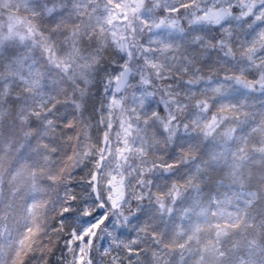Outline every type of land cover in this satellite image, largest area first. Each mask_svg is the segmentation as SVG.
Returning <instances> with one entry per match:
<instances>
[{
  "label": "snow or ice",
  "instance_id": "snow-or-ice-1",
  "mask_svg": "<svg viewBox=\"0 0 264 264\" xmlns=\"http://www.w3.org/2000/svg\"><path fill=\"white\" fill-rule=\"evenodd\" d=\"M0 264H264V0H0Z\"/></svg>",
  "mask_w": 264,
  "mask_h": 264
}]
</instances>
